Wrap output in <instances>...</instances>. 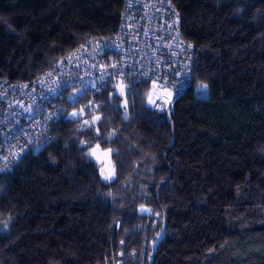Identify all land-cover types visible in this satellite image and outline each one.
<instances>
[{
    "label": "trees",
    "instance_id": "trees-1",
    "mask_svg": "<svg viewBox=\"0 0 264 264\" xmlns=\"http://www.w3.org/2000/svg\"><path fill=\"white\" fill-rule=\"evenodd\" d=\"M171 1L194 78L163 111L148 83H129L127 121L109 86L87 93L71 110L102 107L62 117L51 142L0 172V264H264V0ZM122 6L0 0V76L31 80L114 32ZM94 144L111 150L114 181L85 155Z\"/></svg>",
    "mask_w": 264,
    "mask_h": 264
},
{
    "label": "built area",
    "instance_id": "built-area-1",
    "mask_svg": "<svg viewBox=\"0 0 264 264\" xmlns=\"http://www.w3.org/2000/svg\"><path fill=\"white\" fill-rule=\"evenodd\" d=\"M189 44L180 35L179 13L171 0H123L114 32L89 36L60 57L76 53L80 58L74 64L65 62V67L60 69L57 60L31 80L0 76V143H3L4 148V151H0V169H4L5 163H8V170L3 172L8 176L13 171L17 165L10 162V156L8 161L3 157L9 152H18L19 146L29 139L52 138L53 127L60 119L56 122L49 120L44 124V118L60 109L66 112L71 110L78 103L68 99L74 91L86 89L78 101L85 94L96 91L85 82L95 81L99 87V77L103 70L113 72V64L120 65L123 71L114 73L108 86L118 79L126 87L129 83H148L150 88L147 95L151 92L154 99L164 92L162 85L165 83L169 90L175 92L172 84L182 79L184 66L191 59L192 47H188ZM82 47L86 51L78 52ZM98 47L103 48L102 53L96 51ZM76 64L79 66L76 67ZM54 67L57 68L55 75L47 77L46 73ZM141 73H147L151 78L145 81ZM61 75L64 80L71 76V86H65L62 96L48 93L47 89L53 87V81L61 78ZM38 79L44 81L43 88L39 83H34ZM153 81H156L155 88ZM158 103L163 107V99H159ZM36 105L41 106L42 114L30 119L24 109L31 106L35 112ZM36 152L29 150L25 156Z\"/></svg>",
    "mask_w": 264,
    "mask_h": 264
},
{
    "label": "snow or ice",
    "instance_id": "snow-or-ice-1",
    "mask_svg": "<svg viewBox=\"0 0 264 264\" xmlns=\"http://www.w3.org/2000/svg\"><path fill=\"white\" fill-rule=\"evenodd\" d=\"M107 46V45H105ZM188 47H192L191 44L188 45ZM84 51H86V48H81L78 50V52L83 53ZM98 53H102L103 52V48L98 47L96 50ZM80 57L76 54V53H72L69 54L68 56L62 57L57 61V65L59 66L60 69H63L65 67V62H67V64H74L75 61L77 59H79ZM76 67H78L79 65L76 64ZM113 72H108L107 69H104L101 76L99 77V87H97L96 82L95 81H87L85 83L91 85V87L93 89H95L97 92L100 91V88H107L108 83L111 81V77L114 73H120L123 71V68L118 65V64H113L111 65ZM57 71V68L54 67L52 71L46 73L47 77H52L55 75ZM140 75H142L145 78V81H147L148 79H150L151 77L147 74V73H141ZM175 75V74H173ZM107 78V80H106ZM194 78V68L192 67V65L186 64L184 66V70L182 73V79L179 81H176L175 83L172 84V88L175 89V92L171 91L168 89L167 83L163 84L162 87L164 89V92L161 94L160 97H157L156 99L153 98V94L151 92L148 93L147 95V104L150 107H154L156 109H160L161 111H163V107L160 103H158L159 99H163L164 104H171L174 95L178 94L184 84L187 82L188 79ZM34 83H39L41 85V88L44 87V81L38 79L36 82ZM72 83V78L71 76H69L68 80H64L63 76L61 75V78L56 79L53 81V87H49L47 89V92L50 94H58L60 96L63 95V90H65V86H71ZM156 85V81H153V88H155ZM24 87H28V85H25ZM113 88V95L111 97H109V102L114 106V108L117 109V111L119 110V105H117L116 101L120 96H125L126 91H130V88H127L125 85H123V83L121 82L118 85H112ZM207 88L208 85L207 83L201 82L199 85H197V89L202 93L205 94L207 92ZM86 89L81 88L78 89L76 91H74L69 97V100H72L73 102H78V98L79 96L85 91ZM29 95H31V93H29ZM33 103H35V100L33 99ZM93 107H96L97 109H99L100 107H102V105H94L93 101H89L87 105H85L84 107H81L79 109V111H73L70 114H68L64 109H60L57 112H51L48 114V116H46L44 118V121L42 123L47 124V122L49 120H52L53 122L58 121L59 119H61V116L63 117V119L65 120H69L74 122L77 119H80L84 113H85V108L88 109L89 114L91 113V110ZM127 107H128V101L127 98L125 96L124 99V104H123V108L125 109L124 112V116L123 119L127 120L129 118L128 116V112H127ZM25 112H27L29 114V118H33L35 115H40L41 113V106L40 105H36L35 108V112H33V109L31 106H29L28 108L24 109ZM102 117L101 116H94L92 117L91 122L88 120H84V122L80 125V128L82 129H93L94 126L96 125V123L98 121H101ZM40 123V122H38ZM22 127V126H21ZM95 134L97 136H99V129L96 128L95 129ZM43 135V134H41ZM116 135V132L113 131V133H111L109 135V137L107 139L111 140L112 137H114ZM54 138H46V139H39L37 138L36 140H32L29 139L24 145H20L19 146V151L18 152H9L7 156L3 157V159L5 161H8V157H11L10 162L14 165H18L19 163L22 162V160L25 158V154L31 150L32 152H36L39 151L42 147L46 146L47 143L51 142V140ZM80 143L82 144H88L87 141H81ZM89 147H91V145H88ZM99 148V145H97L96 149H92V151L90 153H86L85 155L88 157H96L97 160L101 159L100 156L97 155V150ZM0 151H4L3 148V143H0ZM111 150H109L108 152H106L104 155L107 156L110 153ZM8 170V163H5V167L4 169H0V172L3 171H7ZM100 178L105 182V183H109L111 181H114L116 179V172H115V168H112L110 171H108L107 173H105V169L101 168L100 169ZM141 210L142 211H146L147 209H144V206H141ZM150 211V210H147ZM8 232V227H7V223L0 225V234L3 233H7ZM123 243V242H121Z\"/></svg>",
    "mask_w": 264,
    "mask_h": 264
},
{
    "label": "rangeland",
    "instance_id": "rangeland-1",
    "mask_svg": "<svg viewBox=\"0 0 264 264\" xmlns=\"http://www.w3.org/2000/svg\"><path fill=\"white\" fill-rule=\"evenodd\" d=\"M73 111H76V110L75 109L71 110L69 112V114L71 112H73ZM97 145L98 144L92 145L91 148H90V152L92 151V149H96ZM106 152H108L107 149H101L100 147L97 150V155L101 157V159H99V161H100V169L104 168L105 169V173H107L108 171H110L112 169L111 161L109 159V155H107V156L104 155ZM94 158H96V157H94Z\"/></svg>",
    "mask_w": 264,
    "mask_h": 264
},
{
    "label": "water",
    "instance_id": "water-1",
    "mask_svg": "<svg viewBox=\"0 0 264 264\" xmlns=\"http://www.w3.org/2000/svg\"><path fill=\"white\" fill-rule=\"evenodd\" d=\"M120 83H121V81H120L119 79L110 83V85H109L110 90H109V92H108V98L111 97V96L113 95V88H112V85H118V84H120ZM123 85H125V84H123ZM125 96H126V98H127L126 93H125ZM125 96H120L119 106L122 108V110H121V112H120L121 117H122V120L127 121L129 118H128L127 120L123 119L124 112H125V109L123 108V104H124ZM127 101H128V100H127ZM127 112H128V116H129L128 107H127Z\"/></svg>",
    "mask_w": 264,
    "mask_h": 264
}]
</instances>
